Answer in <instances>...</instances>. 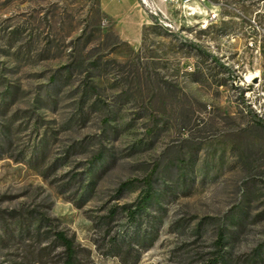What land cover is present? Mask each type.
Listing matches in <instances>:
<instances>
[{
	"label": "rangeland",
	"instance_id": "obj_1",
	"mask_svg": "<svg viewBox=\"0 0 264 264\" xmlns=\"http://www.w3.org/2000/svg\"><path fill=\"white\" fill-rule=\"evenodd\" d=\"M147 1L0 0V264H264V0Z\"/></svg>",
	"mask_w": 264,
	"mask_h": 264
},
{
	"label": "crops",
	"instance_id": "obj_2",
	"mask_svg": "<svg viewBox=\"0 0 264 264\" xmlns=\"http://www.w3.org/2000/svg\"><path fill=\"white\" fill-rule=\"evenodd\" d=\"M154 1L161 6L160 0ZM99 7L121 41L133 48L140 46L149 19L137 0H99Z\"/></svg>",
	"mask_w": 264,
	"mask_h": 264
},
{
	"label": "trees",
	"instance_id": "obj_3",
	"mask_svg": "<svg viewBox=\"0 0 264 264\" xmlns=\"http://www.w3.org/2000/svg\"><path fill=\"white\" fill-rule=\"evenodd\" d=\"M151 177L152 174L144 179L143 181L145 185L144 194L142 195L140 200L135 204V208L133 210L124 208L128 219H131V221H134V218L140 215V213L142 212V208L145 206V204L150 202L153 198V188H152L153 182ZM122 186L123 187H121L120 190H123V188L127 186V184L124 183ZM54 239L59 243V246L62 247L63 255H64V264H76L75 261L76 251L72 240L66 238L62 232H56L54 234ZM220 239L221 238H219V246L223 244L222 239L221 240ZM208 264H224L222 263V256L216 257Z\"/></svg>",
	"mask_w": 264,
	"mask_h": 264
},
{
	"label": "built area",
	"instance_id": "obj_4",
	"mask_svg": "<svg viewBox=\"0 0 264 264\" xmlns=\"http://www.w3.org/2000/svg\"><path fill=\"white\" fill-rule=\"evenodd\" d=\"M143 6L148 7V12L154 16H158V14H161V11L154 6H149V3L147 0H139ZM166 1V0H164ZM196 1H202V0H184L185 3H191V2H196ZM217 17V14L215 12H209L208 16H207V22H212L215 18ZM160 23L167 28L172 29V26L170 24H168L165 21H160Z\"/></svg>",
	"mask_w": 264,
	"mask_h": 264
}]
</instances>
